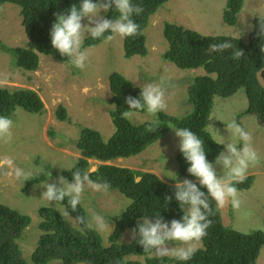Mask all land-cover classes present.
Returning <instances> with one entry per match:
<instances>
[{"label": "trees", "instance_id": "16d2710c", "mask_svg": "<svg viewBox=\"0 0 264 264\" xmlns=\"http://www.w3.org/2000/svg\"><path fill=\"white\" fill-rule=\"evenodd\" d=\"M169 0H132L134 4L143 7L141 15L135 16L140 25V34L135 37L123 38L124 56H146V36L143 30L151 19L156 18V12ZM244 0H227L223 11V19L228 25L237 24V15L243 7ZM80 0H0V7L11 4L18 7L22 18V26L28 39L25 48H9L0 40V49L13 56L18 67L26 71H35L39 67V55L53 56L59 61L68 62L51 46L50 30L55 22V15L67 11L71 5H79ZM115 11L104 13L105 18L112 19ZM264 18L253 19V29L247 41L232 36L199 35L197 32L183 26L165 22L163 36L168 43L162 58L176 67L185 70L201 68L204 75L190 79L189 102L193 110L182 116L174 117L159 114L160 125L155 132H147L146 122L135 124L122 118V112L128 110L125 98H139L141 87L134 85L120 73L109 76L111 92L110 111L113 129L106 139L96 130L83 127L80 138L74 143L79 157L72 160V165L88 171L87 158L103 162H112L120 158H129L141 153L150 144L161 138L171 126L188 128L204 141L206 159L212 162L223 150L222 145L214 142L206 126L213 109L215 97L228 98L239 90H244L247 97L245 115H256L260 125L264 126V89L259 85L256 74L264 66V34H260V25ZM107 35V34H106ZM92 39V38H91ZM94 40V39H93ZM230 41L238 49L243 50L244 56L239 60L232 58L235 47L223 52H210L209 44ZM95 43L102 41L95 39ZM264 78V72L262 74ZM22 109L30 114H41L44 104L38 94L31 89L0 86V115L11 116L16 109ZM144 114L146 112H137ZM242 114V113H241ZM60 121H69L67 110L59 106L55 111ZM240 116V114H238ZM178 168L176 180L188 179L198 184L195 177L187 173L189 164L182 153L177 158ZM49 168V167H48ZM93 180L103 179L111 184L110 190L117 191L129 204L121 215L113 220L114 230L104 243L97 231L83 225L74 226V220H67L61 212L54 208L41 210L43 221L39 227L42 234L30 259L24 258L19 246L25 230L32 220L17 210L0 203V264H142L135 257H144L145 264H257L259 251L264 248V231L255 230L244 233L230 226H223L217 209L213 205L214 215L209 217L212 224L207 229V235L202 239V247L194 256L185 262L164 258L149 257L136 241L121 242L125 229H133L137 221L144 216L154 218L161 215L165 221L180 219L183 215L178 202L174 198L175 185H169L152 173L139 172L112 164H101L95 171L90 172ZM60 175L71 182L69 170H62ZM175 175L173 182H176ZM42 175L33 181H39ZM246 178L242 185L249 188ZM199 186V185H198ZM240 190L244 187L239 188ZM201 191L206 190L201 188ZM165 197H172L170 202ZM63 209L67 207L66 201ZM69 211H71L69 209ZM73 217L80 215L86 219L81 204ZM84 227L83 229H80Z\"/></svg>", "mask_w": 264, "mask_h": 264}, {"label": "rangeland", "instance_id": "374dc122", "mask_svg": "<svg viewBox=\"0 0 264 264\" xmlns=\"http://www.w3.org/2000/svg\"><path fill=\"white\" fill-rule=\"evenodd\" d=\"M226 2L227 0H170L158 9L152 24L160 30L169 19L170 23L182 25L202 35L232 36L246 42L253 29V19L264 18V0H244L237 15L236 25H228L223 19ZM101 15L104 16V13ZM21 22L17 6L4 4L0 7V40L7 47H26L27 37ZM154 27H148L147 31L154 30ZM147 46V56L126 58L123 38L116 37L110 42L102 41L96 47L87 48L89 62L83 70L53 56L42 55L41 66L36 72L18 67L13 56L0 49V79L7 77L4 85L33 89L41 97L46 108L44 114H30L16 109L10 116L14 122L12 140L8 143L0 141V160L11 157L17 166L28 171L43 169V173L38 176L46 177V180L40 183L33 181L36 177L23 182L22 178L16 179L10 169L0 168V203L30 216L32 220L22 240H19L25 259H30L42 234L39 227L43 221L41 210L54 208L61 213L63 211L61 205L51 202L49 204L42 198L45 191L42 184L56 183L60 172L69 169L73 158L79 157L74 143L80 138L83 127L97 130L104 139L114 131L110 117L114 105L109 102L112 96L109 76L112 73L122 74L139 87L150 82H159L162 78L169 80L174 86L167 89L168 107L161 113L182 117L193 110L189 102L188 87L191 77L203 74V70L180 69L165 61L160 55L167 48L163 36H153L148 40ZM191 71H196L197 74ZM247 104L244 90H239L228 98L215 97L207 129L213 138L209 125L218 130L220 135L227 137L229 133L224 126L235 119L253 136V146L261 158L260 163L250 167L247 172L248 175H254L253 183L249 189L238 190L239 208H233L230 201L223 208H219L223 226L251 233L255 230L264 231V126L257 122L256 115H245ZM61 105L66 108L69 121L59 122L54 117V111ZM151 119L153 117L147 113H137L131 122L141 124ZM175 129L171 126L164 136L141 154L127 160H115L112 164L154 172L161 179L172 183L173 173L178 168L177 154L180 152ZM98 165V162L91 161L89 172L96 170ZM215 167L217 173L222 174L221 167ZM48 172L51 173L50 179ZM127 205V200L117 192L105 195L86 191L81 202L84 213L90 216L95 212L103 216L108 223L109 218L119 214ZM73 223L74 226H79L75 221ZM109 225L105 231L98 232L104 237V243H108L107 238L114 227L112 223ZM122 239L121 242H129L132 239L131 232L127 231ZM201 247L202 242L198 244V248ZM259 252L257 264H264V248ZM132 259L145 264L144 258ZM50 264L60 263L55 261Z\"/></svg>", "mask_w": 264, "mask_h": 264}, {"label": "clouds", "instance_id": "9594fccd", "mask_svg": "<svg viewBox=\"0 0 264 264\" xmlns=\"http://www.w3.org/2000/svg\"><path fill=\"white\" fill-rule=\"evenodd\" d=\"M110 10L115 11L116 15L114 18L107 19L101 15V13H107ZM143 11V7L138 4H134L132 0H80L79 5L73 4L67 11L54 14L56 19L52 24L49 33L51 46L57 50L61 56L67 57L68 62L71 65L83 70L89 62V50L87 48L96 47L97 44L102 41L110 42L116 37L128 38L138 36L140 34V25L135 21L134 17L141 15ZM85 20L87 23H82V21ZM152 20L153 19L149 21L147 27L143 30L147 39L146 47L148 53V40L153 36H163V27L162 29L157 30L152 24ZM168 21L170 20L168 19L166 22ZM150 26H153L154 30L147 31V28ZM260 34H264V24L260 25ZM101 38L102 41L95 43V39ZM165 42L168 47L166 40ZM208 47L209 51L213 53L223 52L235 47V50L232 53V58L234 60H239L244 56L243 50L238 49L227 40L220 43H211ZM261 51H264V48H261ZM163 53L160 55L162 56ZM38 55L39 69L41 66L40 59L43 54ZM37 70L29 72H36ZM191 72H193V74H197L196 71ZM201 75H204V71ZM195 77L196 76L191 78ZM6 82L7 77L5 76L3 79H0V86H3ZM173 86L174 85L169 80L163 78L159 82H150L145 84L141 87L139 98L132 96L125 98L128 110L122 112V118L131 121L134 119L137 112H146L148 116L153 117V119L146 122L145 130L149 133L155 132L157 127L160 125L158 113L166 111L168 107L166 101L167 89ZM45 111L46 108L44 107V111L41 114H44ZM55 111L53 115L56 118ZM58 121L60 122V120ZM257 122L259 123L258 120ZM207 126L206 130L209 132ZM222 126L224 125L222 124ZM13 127L14 122L10 116L0 115V141H3L4 143L11 142L13 137ZM224 127L229 133L227 137L220 135L218 130L209 125V128L212 130L215 138L214 139L212 137L214 142L217 145L223 146V150L217 154L212 162H209L206 159L204 141L199 136L188 128L175 129L174 134L179 138V151L182 153L185 161L189 164L187 173L192 177H195L198 184L188 179L176 180L175 173L173 174L175 175L176 182H173L172 180V183H170L161 179L159 176L154 174V172H146L156 175L159 179L169 185H175L174 198L183 211V215L180 219H172L171 221H165L160 214L153 216L154 218L144 216L142 219L137 221L138 223L135 228L131 230H124L123 236L127 231L131 232L132 235V239L127 243L133 242L138 237L136 242L142 246L144 252L149 253V257H167L172 260L174 259L176 261L185 262L194 256L198 250V244L207 235V229L212 224L209 217L214 215L213 205L217 209L219 217V208H223L229 201L233 208H239L240 200L238 198V190H240L239 188L241 187L247 189L242 185L243 181L247 177L252 178L251 181H249V185H252L254 175H248L247 172L250 167L258 165L261 158L253 146L252 134L242 127L241 124L237 123L236 120L233 119L230 122H227ZM179 153L177 154V158ZM120 159L127 160L128 158ZM87 161L89 166L91 161L98 162L99 165L105 163L112 164L113 162H103L93 158H87ZM215 165L221 167L222 174L217 173ZM118 167L143 172L130 166ZM0 168L10 169L14 177L16 179L22 178L23 182L34 179L39 174L43 173V169H38L37 171L32 172L21 168L15 164V161L11 157H5L0 160ZM65 170L71 171V182H69V180L62 175L57 177L56 183L44 182L42 186L45 188V191L42 193V198L49 204L51 202L60 205L66 201L67 207L63 209L62 214L64 217L74 220L78 225H83L84 227L93 229L97 232H103L108 229L110 227L109 223L113 224V220L116 217L118 218L122 211L109 218V223L103 216L95 212H92L87 219L83 215L73 217L70 213L77 211L78 205L81 204L86 191L105 195L117 191L110 190L111 184L107 180H93L89 170H81L76 165H73L72 168ZM47 176L50 179L51 173L48 172ZM45 180V175H42L40 180L37 182L40 183ZM201 188H204L206 192L201 191ZM171 199L172 197H165V201H167V203L170 202ZM126 200L129 204V200ZM69 209L71 211H69ZM100 236L103 240L104 237L102 235ZM122 238L120 240H123Z\"/></svg>", "mask_w": 264, "mask_h": 264}, {"label": "water", "instance_id": "95a60500", "mask_svg": "<svg viewBox=\"0 0 264 264\" xmlns=\"http://www.w3.org/2000/svg\"><path fill=\"white\" fill-rule=\"evenodd\" d=\"M263 72H264V66L257 72L256 79L259 85L264 88V78L262 76Z\"/></svg>", "mask_w": 264, "mask_h": 264}]
</instances>
